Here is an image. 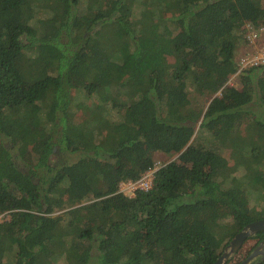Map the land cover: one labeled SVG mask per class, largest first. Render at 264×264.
Returning <instances> with one entry per match:
<instances>
[{"label": "trees", "instance_id": "16d2710c", "mask_svg": "<svg viewBox=\"0 0 264 264\" xmlns=\"http://www.w3.org/2000/svg\"><path fill=\"white\" fill-rule=\"evenodd\" d=\"M247 23L264 26V0H0V264H214L263 219ZM158 152L177 157L121 192Z\"/></svg>", "mask_w": 264, "mask_h": 264}, {"label": "built area", "instance_id": "2783aa9c", "mask_svg": "<svg viewBox=\"0 0 264 264\" xmlns=\"http://www.w3.org/2000/svg\"><path fill=\"white\" fill-rule=\"evenodd\" d=\"M243 39L252 48V52H245L236 60L237 73L252 66L264 64V26L255 27L252 24L243 26ZM156 168L145 171L135 180L123 181L119 184V190L124 194L133 195L137 189L148 190L151 188Z\"/></svg>", "mask_w": 264, "mask_h": 264}, {"label": "water", "instance_id": "95a60500", "mask_svg": "<svg viewBox=\"0 0 264 264\" xmlns=\"http://www.w3.org/2000/svg\"><path fill=\"white\" fill-rule=\"evenodd\" d=\"M259 231H264V218L247 224L242 230L237 232L214 264H224L234 253L238 251L248 237L253 236ZM256 259L259 260L257 261ZM263 260L264 255H261L256 247L240 264H251L253 261H255V264H259Z\"/></svg>", "mask_w": 264, "mask_h": 264}, {"label": "rangeland", "instance_id": "374dc122", "mask_svg": "<svg viewBox=\"0 0 264 264\" xmlns=\"http://www.w3.org/2000/svg\"><path fill=\"white\" fill-rule=\"evenodd\" d=\"M136 9L135 12H139V8L135 5ZM42 17V15H38V18L33 20V23H37V20H39ZM44 17V16H43ZM238 38V42H237V46H236V50H235V61L239 58V56H241L243 53L249 51L252 52L253 49H250V46L247 45V43L244 41L243 39V30L238 32L237 35ZM237 84V76L236 74L232 75L231 78L228 81V85H236ZM109 119H118L119 118V114H117L115 111H111L109 114ZM177 157V154L171 153V154H167V153H163V152H158L155 156V168H158V166L162 165L163 163L170 161L172 159H175ZM71 159H74V157H71ZM25 161L29 160V157L26 156L24 158ZM21 163V162H20ZM241 172L239 171L236 175L240 176ZM258 208H262L264 206V201L260 200V202L258 204H256ZM9 216L8 214H1L0 215V222L3 220L8 219ZM235 253L232 255L234 256ZM231 256V257H232ZM11 257H9L8 260H10ZM257 261L259 259H256ZM56 264H62L61 261L57 262Z\"/></svg>", "mask_w": 264, "mask_h": 264}, {"label": "flooded vegetation", "instance_id": "af4514ba", "mask_svg": "<svg viewBox=\"0 0 264 264\" xmlns=\"http://www.w3.org/2000/svg\"><path fill=\"white\" fill-rule=\"evenodd\" d=\"M256 247L258 249V252H260L261 255H264V237L261 240L258 241ZM253 262H255V261H253Z\"/></svg>", "mask_w": 264, "mask_h": 264}]
</instances>
